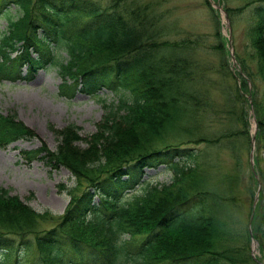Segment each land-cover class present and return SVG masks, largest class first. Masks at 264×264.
<instances>
[{"label":"trees","instance_id":"16d2710c","mask_svg":"<svg viewBox=\"0 0 264 264\" xmlns=\"http://www.w3.org/2000/svg\"><path fill=\"white\" fill-rule=\"evenodd\" d=\"M61 1L55 9L38 0L41 17L37 19L32 0H0V17L7 20V30L0 35V80L31 81L38 72L56 67L63 81L61 90L77 91L82 84L79 91L83 93L97 96L107 89L116 99L110 105L100 99L104 117L90 137L81 138L78 127L71 125L58 132L60 145L55 152L43 147L24 153L29 163L41 159L54 169L69 170L76 179V189L70 193L65 213L57 217L49 211H35L0 188V238L34 235L44 262L65 264L60 252L51 255L55 243L40 237L45 232L43 225L53 221L72 250L89 251L87 259L68 264L254 262L247 243L251 241L250 230H239L241 198L231 192L238 181L236 173L222 184L228 185L227 200L198 188L204 182L198 176L202 154L192 147L227 141V133L220 141L200 134L209 114L219 123L226 119L228 126L236 119L241 128H236V133L245 136L250 147V100L242 93L254 97L249 80L242 78V94L235 91L220 107L210 100L208 89L194 86L207 69L199 76L190 58L182 55L170 63L158 55L161 49L186 51L189 47L187 42L158 41L156 23L160 18L152 5H131L128 15L121 9L123 0H112L104 9L92 0ZM239 1L246 7L256 5L255 21L248 32L257 73L264 81V0ZM12 7L17 8L13 13ZM216 49L221 50L222 45ZM15 52L18 55L12 58ZM222 67L223 76L234 78L226 64ZM242 69L247 71L244 64ZM69 81L74 85H68ZM252 103L258 121L256 141H263L264 103L254 98ZM181 123L183 127H178ZM33 137L35 134L16 116L0 114L1 148ZM79 141H85L87 148L78 146ZM234 142L231 148H223L237 151ZM162 165L172 172L171 183L151 185L144 181L146 169ZM240 166L239 160L235 167ZM145 183L142 194L132 193ZM90 188L100 192L96 203H92ZM76 191L83 194L77 196ZM259 197L261 207L254 212L251 230L263 250L264 186ZM257 217L258 232L254 225ZM242 241L245 246L241 248Z\"/></svg>","mask_w":264,"mask_h":264},{"label":"rangeland","instance_id":"374dc122","mask_svg":"<svg viewBox=\"0 0 264 264\" xmlns=\"http://www.w3.org/2000/svg\"><path fill=\"white\" fill-rule=\"evenodd\" d=\"M45 1L55 9H58L57 6L62 2L61 0ZM92 1L98 2L103 9L112 3V0ZM123 1L124 5L122 4L121 9L125 13L128 12V15L132 10L131 5H152L157 18H160L156 23L160 31L157 36L159 42L168 41L180 44L187 42L189 49L186 51H172L173 48L161 49L158 55L160 54L170 63L181 58L182 55L190 58L191 63H195L193 64L194 69L197 74H200L199 76L203 74L202 70L207 69L201 81H197L194 86L202 91L208 89L210 100L213 103L224 107L228 98L234 97L235 91L239 90L241 93L245 89L242 78L249 80V89L254 92V97L244 91L242 93L250 100V108L247 111L250 117L251 135L254 134L258 121L251 102L254 98L264 103V81L257 73V60L250 32H248L255 21L253 9L256 5L246 7L239 0H222L221 2L214 0L215 5H212L209 0ZM39 7L38 0H32V9L34 8V12L36 10L34 16L37 19L41 17ZM227 8L230 9V13L224 15L221 10H224L226 14ZM16 10V7L11 8L12 13ZM227 22H229V27L226 25ZM6 30L7 20L0 17V35ZM218 44L222 45L221 50L216 49ZM17 55L14 53L12 57L15 58ZM225 64L227 69L234 74V78L223 76L222 65ZM243 64L247 68L245 72L242 69ZM62 84L63 81L56 67H50L37 73L31 81L13 83L0 80V114L16 116L17 121L22 122L35 134V137L19 140L6 149L0 147V188L9 191L12 196L19 197L23 203L35 211L39 213L49 211L57 217H61L69 206L70 193L76 189V179L66 168L54 169L47 166L41 159L29 163L24 153L43 147L55 152L60 145L58 132L71 125L78 127L81 138L90 137L96 132L98 124L104 117V104L100 102V99L106 101L107 105L114 103L116 99V95L107 89L100 91L97 96H90L79 91L80 85L76 91L74 88L61 90ZM70 84L71 82H68V85ZM227 89L230 90L228 94L225 93ZM211 115L206 116L203 121L201 127L204 129L200 134L210 139H217V141L225 133L230 138L228 136L227 141L224 139L219 144H212L213 146L209 144L192 146L202 154L199 157L202 172L198 176L204 179V182L203 185L197 187L209 190L210 193H218L221 198L227 200L229 199L226 195L228 185L222 184L235 172L238 181L231 192L236 196L239 195L242 202V214L239 216L241 226L238 228L240 231L247 227L250 230L253 213L258 211V206L261 207L260 197L256 199L257 202H255V197L264 186V140H257L249 147L247 138L236 133V128H239L237 131L241 130L235 122L236 119H233L232 124L228 126L226 119L219 123V120L215 121ZM182 125L184 123L177 126L183 127ZM232 142L236 144L234 147H237V151H228L223 148H231ZM76 144L83 149L87 148L85 141H79ZM252 150L255 159L259 162V167L256 166L257 179L254 178L250 163ZM239 160L241 166L238 169L235 166ZM250 175L252 179L249 178ZM126 179L125 177L124 180ZM172 179L173 174L165 165L145 170L144 181L151 185L169 184ZM143 186L146 187V183L137 186L132 193L142 194L145 188ZM76 193L77 196L83 194L77 191ZM89 193L92 203L99 201L100 192L90 188ZM259 222L260 217H257L254 221L257 232ZM41 229L45 232L40 237L55 243V250L51 252V255L54 256L60 252L62 263H74L89 257L88 250L80 253L72 250L68 239L57 229L56 222H48ZM259 236L261 238V235ZM0 240V264H51L42 260L43 253L40 252L37 237L34 235H28L26 238L8 235ZM247 243L249 255L254 260L247 264H264V249L261 250L259 242L253 237V231L251 241ZM240 245L242 248L245 242L242 241ZM8 250L11 251L10 254L4 253Z\"/></svg>","mask_w":264,"mask_h":264},{"label":"water","instance_id":"95a60500","mask_svg":"<svg viewBox=\"0 0 264 264\" xmlns=\"http://www.w3.org/2000/svg\"><path fill=\"white\" fill-rule=\"evenodd\" d=\"M251 163H252V166H253V169H254V154H253V151H252V154H251ZM255 202H257V200ZM250 233L252 234L251 231H250ZM256 245H257V243H256Z\"/></svg>","mask_w":264,"mask_h":264}]
</instances>
